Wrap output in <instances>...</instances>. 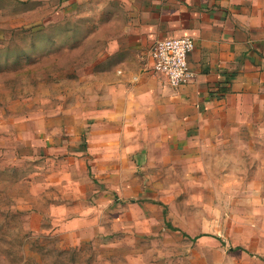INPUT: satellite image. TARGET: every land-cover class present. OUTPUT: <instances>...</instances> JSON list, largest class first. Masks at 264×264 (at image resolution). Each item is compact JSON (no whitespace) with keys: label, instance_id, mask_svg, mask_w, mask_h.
<instances>
[{"label":"rangeland","instance_id":"rangeland-1","mask_svg":"<svg viewBox=\"0 0 264 264\" xmlns=\"http://www.w3.org/2000/svg\"><path fill=\"white\" fill-rule=\"evenodd\" d=\"M72 5L0 0V264H264L261 122L224 120L203 142L154 143L138 192L47 187L58 167L79 183L58 153L76 75L104 28ZM61 196L80 221L73 233L53 223ZM199 234L219 239L191 240Z\"/></svg>","mask_w":264,"mask_h":264},{"label":"crops","instance_id":"crops-1","mask_svg":"<svg viewBox=\"0 0 264 264\" xmlns=\"http://www.w3.org/2000/svg\"><path fill=\"white\" fill-rule=\"evenodd\" d=\"M72 8L94 11L104 28L76 75L71 122L63 123L71 137L58 153L79 183L58 167L48 169L55 179L47 187L62 193L84 181L87 189L138 192L154 143L203 142L224 120L264 125V0H73ZM179 37L194 40V78L172 89L149 53L157 40ZM61 198L51 205L56 232L73 233L80 221Z\"/></svg>","mask_w":264,"mask_h":264},{"label":"built area","instance_id":"built-area-1","mask_svg":"<svg viewBox=\"0 0 264 264\" xmlns=\"http://www.w3.org/2000/svg\"><path fill=\"white\" fill-rule=\"evenodd\" d=\"M193 49L194 40L190 37L157 40L149 53L152 71L164 76L172 89L191 82L194 73L189 67L188 55Z\"/></svg>","mask_w":264,"mask_h":264},{"label":"trees","instance_id":"trees-1","mask_svg":"<svg viewBox=\"0 0 264 264\" xmlns=\"http://www.w3.org/2000/svg\"><path fill=\"white\" fill-rule=\"evenodd\" d=\"M169 227H170V225H169ZM171 228H173V227H171ZM184 235H185V234H184ZM185 236H186V235H185ZM202 236H211V235H208V234H199V235H196V236L192 237L191 240H196V239H198V238H200V237H202ZM211 237H214V236H211ZM214 238L219 239L218 237H214ZM235 249H239V248H235Z\"/></svg>","mask_w":264,"mask_h":264}]
</instances>
